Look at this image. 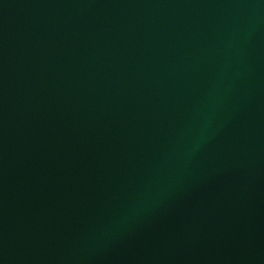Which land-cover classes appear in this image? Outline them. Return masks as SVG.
I'll list each match as a JSON object with an SVG mask.
<instances>
[{
	"label": "water",
	"instance_id": "95a60500",
	"mask_svg": "<svg viewBox=\"0 0 264 264\" xmlns=\"http://www.w3.org/2000/svg\"><path fill=\"white\" fill-rule=\"evenodd\" d=\"M0 264H264V0H0Z\"/></svg>",
	"mask_w": 264,
	"mask_h": 264
}]
</instances>
